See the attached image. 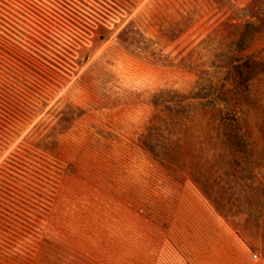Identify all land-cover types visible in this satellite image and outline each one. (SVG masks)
Segmentation results:
<instances>
[{"label":"rangeland","instance_id":"rangeland-1","mask_svg":"<svg viewBox=\"0 0 264 264\" xmlns=\"http://www.w3.org/2000/svg\"><path fill=\"white\" fill-rule=\"evenodd\" d=\"M0 264H264V0H0Z\"/></svg>","mask_w":264,"mask_h":264},{"label":"built area","instance_id":"built-area-1","mask_svg":"<svg viewBox=\"0 0 264 264\" xmlns=\"http://www.w3.org/2000/svg\"><path fill=\"white\" fill-rule=\"evenodd\" d=\"M257 255L255 254L254 257H256Z\"/></svg>","mask_w":264,"mask_h":264}]
</instances>
